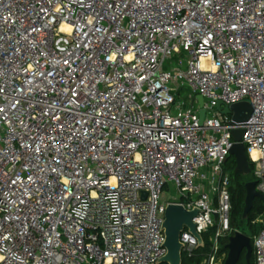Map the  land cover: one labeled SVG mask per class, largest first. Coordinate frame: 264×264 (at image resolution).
<instances>
[{
  "label": "built area",
  "instance_id": "obj_1",
  "mask_svg": "<svg viewBox=\"0 0 264 264\" xmlns=\"http://www.w3.org/2000/svg\"><path fill=\"white\" fill-rule=\"evenodd\" d=\"M234 128L264 205V0H0V264H158L168 203L219 264Z\"/></svg>",
  "mask_w": 264,
  "mask_h": 264
},
{
  "label": "water",
  "instance_id": "obj_2",
  "mask_svg": "<svg viewBox=\"0 0 264 264\" xmlns=\"http://www.w3.org/2000/svg\"><path fill=\"white\" fill-rule=\"evenodd\" d=\"M194 99H196L198 105L201 107L199 111V123L202 124L205 116V109L203 108L204 100L201 95H196ZM218 109L223 114H231L232 120L235 123L245 122L252 113V106L247 101L236 102L224 107H221V103H218ZM230 133L233 143L229 148L228 155L225 157L224 162L230 156H233L235 159V171L241 174H248L251 171V167L246 155L245 146L241 142L244 129L234 128ZM255 185V181H248L245 184L246 197L244 216L251 209L254 197L262 199V195L256 190ZM143 195H145V193H143ZM197 213V208L188 210L177 203H168L166 205L162 223L165 235L164 246L166 248V253L159 259L158 263L182 264L181 253L183 244L180 237L184 228H187L196 238L198 246H203L202 236L196 232L193 222V217L196 216ZM214 218H217V214H214ZM225 247L227 249V255L223 264H236L243 250L245 251L246 261H249V257L252 254L250 237L239 230L234 231L233 234L228 236Z\"/></svg>",
  "mask_w": 264,
  "mask_h": 264
},
{
  "label": "trees",
  "instance_id": "obj_3",
  "mask_svg": "<svg viewBox=\"0 0 264 264\" xmlns=\"http://www.w3.org/2000/svg\"><path fill=\"white\" fill-rule=\"evenodd\" d=\"M251 171L248 174H241L235 171V159L233 156H230L225 162L223 170L229 176V193L231 198V211H230V228L231 233H234V230L237 229L250 238L258 233L263 227L262 223L252 222L257 217L261 216L264 221V205L262 199L259 197H254L253 205L251 209L244 216V206H245V197L246 189L245 184L248 181L254 179L253 176V165L250 163ZM216 226L210 227L206 232L202 233L203 246L196 247L191 253L187 251H182V264H201L204 259L207 257L208 253L211 250L212 246V236L214 235ZM250 235H249V233ZM229 234L221 237L219 239V253L226 254L227 249L225 247ZM158 264H167L165 262ZM236 264H255L254 256L252 254L249 261H246L245 251L243 250Z\"/></svg>",
  "mask_w": 264,
  "mask_h": 264
},
{
  "label": "rangeland",
  "instance_id": "obj_4",
  "mask_svg": "<svg viewBox=\"0 0 264 264\" xmlns=\"http://www.w3.org/2000/svg\"><path fill=\"white\" fill-rule=\"evenodd\" d=\"M174 65H176V62H174L173 63ZM191 92V89H190V87H188V86H186V85H184V86H182V88H181V91H180V95H179V101L180 102H183V103H185V102H187L188 100H189V93ZM224 167V163L222 164V168ZM224 171V170H223ZM206 188L208 187V186H205ZM162 196H163V199L165 200V201H168V200H171L172 199V196H173V192L172 191H170V189H168V188H164L163 189V194H162ZM252 222H254V223H262L263 222V220H262V217L261 216H259V217H257L256 219H254ZM249 233V232H248ZM249 235H250V233H249ZM253 254V253H252ZM252 254L250 255V257H249V260H250V258H251V256H252ZM226 255H227V252H226V254L223 256V258L221 259V261H219L218 263L219 264H223L224 263V261H225V258H226Z\"/></svg>",
  "mask_w": 264,
  "mask_h": 264
},
{
  "label": "bare ground",
  "instance_id": "obj_5",
  "mask_svg": "<svg viewBox=\"0 0 264 264\" xmlns=\"http://www.w3.org/2000/svg\"><path fill=\"white\" fill-rule=\"evenodd\" d=\"M63 29H64V30H67V31L69 30L68 27H65V26H63Z\"/></svg>",
  "mask_w": 264,
  "mask_h": 264
}]
</instances>
